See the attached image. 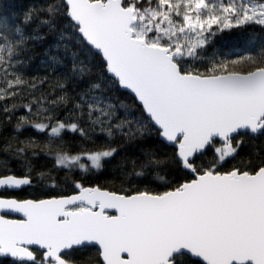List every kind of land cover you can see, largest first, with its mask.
I'll return each instance as SVG.
<instances>
[{
	"label": "snow or ice",
	"instance_id": "snow-or-ice-1",
	"mask_svg": "<svg viewBox=\"0 0 264 264\" xmlns=\"http://www.w3.org/2000/svg\"><path fill=\"white\" fill-rule=\"evenodd\" d=\"M0 264H264V0L0 3Z\"/></svg>",
	"mask_w": 264,
	"mask_h": 264
},
{
	"label": "trees",
	"instance_id": "trees-1",
	"mask_svg": "<svg viewBox=\"0 0 264 264\" xmlns=\"http://www.w3.org/2000/svg\"><path fill=\"white\" fill-rule=\"evenodd\" d=\"M5 2V0H0V3ZM17 3H23L25 2V0H16ZM217 47L221 50V51H226L228 50L229 47V41L227 39L224 40H220L217 43Z\"/></svg>",
	"mask_w": 264,
	"mask_h": 264
},
{
	"label": "water",
	"instance_id": "water-1",
	"mask_svg": "<svg viewBox=\"0 0 264 264\" xmlns=\"http://www.w3.org/2000/svg\"><path fill=\"white\" fill-rule=\"evenodd\" d=\"M114 214V213H113Z\"/></svg>",
	"mask_w": 264,
	"mask_h": 264
}]
</instances>
